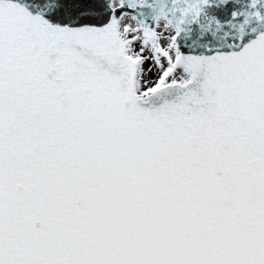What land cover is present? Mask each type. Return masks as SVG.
Listing matches in <instances>:
<instances>
[{"label": "snow or ice", "instance_id": "snow-or-ice-1", "mask_svg": "<svg viewBox=\"0 0 264 264\" xmlns=\"http://www.w3.org/2000/svg\"><path fill=\"white\" fill-rule=\"evenodd\" d=\"M0 264H264V0H0Z\"/></svg>", "mask_w": 264, "mask_h": 264}]
</instances>
